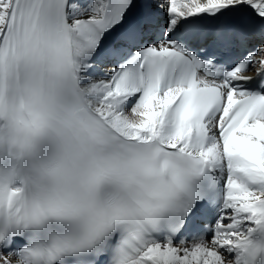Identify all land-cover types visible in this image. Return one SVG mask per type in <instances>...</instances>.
I'll use <instances>...</instances> for the list:
<instances>
[{
    "label": "snow or ice",
    "instance_id": "1",
    "mask_svg": "<svg viewBox=\"0 0 264 264\" xmlns=\"http://www.w3.org/2000/svg\"><path fill=\"white\" fill-rule=\"evenodd\" d=\"M0 264H264V0H0Z\"/></svg>",
    "mask_w": 264,
    "mask_h": 264
}]
</instances>
